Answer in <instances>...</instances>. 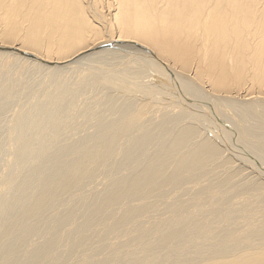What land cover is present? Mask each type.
Returning <instances> with one entry per match:
<instances>
[{
	"label": "bare ground",
	"instance_id": "bare-ground-1",
	"mask_svg": "<svg viewBox=\"0 0 264 264\" xmlns=\"http://www.w3.org/2000/svg\"><path fill=\"white\" fill-rule=\"evenodd\" d=\"M105 8L0 0V264H264V0Z\"/></svg>",
	"mask_w": 264,
	"mask_h": 264
},
{
	"label": "rangeland",
	"instance_id": "rangeland-1",
	"mask_svg": "<svg viewBox=\"0 0 264 264\" xmlns=\"http://www.w3.org/2000/svg\"><path fill=\"white\" fill-rule=\"evenodd\" d=\"M84 4H85V9H86L87 15L92 19L94 24H97L104 31L107 29L108 34L112 35V37H114L116 35V32H115L116 30L111 25V22H109V20L106 21V23L109 26L107 24H102V22L98 19L97 15H96V13H98V14L102 15V17H104L105 19H108V17H107L108 12L105 8L106 4H107V0H104V6L103 5L102 6H96L95 0H84ZM106 26H108V27H106ZM104 28H106V29H104Z\"/></svg>",
	"mask_w": 264,
	"mask_h": 264
},
{
	"label": "water",
	"instance_id": "water-1",
	"mask_svg": "<svg viewBox=\"0 0 264 264\" xmlns=\"http://www.w3.org/2000/svg\"><path fill=\"white\" fill-rule=\"evenodd\" d=\"M0 51L12 52V53L19 54V55L25 56V57L32 56L31 54H29L27 52L18 50L17 48L10 47V46H2V45H0Z\"/></svg>",
	"mask_w": 264,
	"mask_h": 264
}]
</instances>
